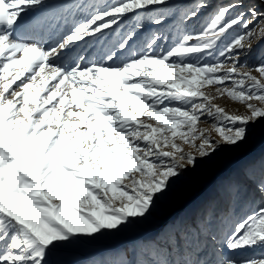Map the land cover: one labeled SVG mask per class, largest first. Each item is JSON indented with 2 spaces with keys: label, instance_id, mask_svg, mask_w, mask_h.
Wrapping results in <instances>:
<instances>
[{
  "label": "snow or ice",
  "instance_id": "6c2138e0",
  "mask_svg": "<svg viewBox=\"0 0 264 264\" xmlns=\"http://www.w3.org/2000/svg\"><path fill=\"white\" fill-rule=\"evenodd\" d=\"M208 6L0 0V264H64L77 244L143 225L218 153L264 143V59L240 61L264 40V0H230L171 44L157 32L132 47L148 25H186ZM85 38L99 58L63 63ZM95 264H264V155L205 211Z\"/></svg>",
  "mask_w": 264,
  "mask_h": 264
},
{
  "label": "rangeland",
  "instance_id": "374dc122",
  "mask_svg": "<svg viewBox=\"0 0 264 264\" xmlns=\"http://www.w3.org/2000/svg\"><path fill=\"white\" fill-rule=\"evenodd\" d=\"M72 2L73 0H48V3L56 6ZM76 2H79V0H76ZM84 2L87 3L89 0H84ZM107 2H111V0H107ZM196 2L197 0H173L177 16L180 12L194 7ZM229 2L230 0H205V3L209 6L199 14L198 18L187 22L186 25L180 24L178 18L169 20L162 28L148 25L146 30L141 32V35L136 39L132 47L140 50L149 36L157 32L166 36L167 43L171 44L179 34L178 30L182 29L188 32L199 30L219 6ZM244 2L245 7H247L250 3H259L260 0H244ZM235 14L234 12L233 15ZM69 23H71V18H69ZM133 23L132 20H129L125 25H121V29L124 31L129 30ZM66 28L67 26L63 21L58 22L57 31H64ZM238 31L240 30L237 29L230 33L229 39L231 36L236 35ZM45 38L47 39V35ZM115 38L116 34H113V39ZM85 39L87 43L78 42V46L72 50L71 55L67 59H64L63 63L67 64L72 59H77L81 55L86 58L85 63H90L99 58L102 52L100 42H93L90 38ZM111 42L110 40L109 43ZM263 47L264 40L256 44L249 57L241 56V63L246 59L250 64L254 65L258 63V52ZM208 59L211 61L212 58L208 57ZM220 101L219 99L215 102L220 104ZM220 105L225 107L223 106L224 104ZM225 108L228 109V107ZM201 126L208 127V124H202ZM261 155H264V143H261L259 140L245 146L238 153H218L215 163L211 168H199L195 172L190 173L183 181L178 182L169 193V196L158 203L157 209L153 211V215L143 225H134L122 232L107 233L98 240L77 244L64 253L62 257L64 264H95V262L114 259L118 254L122 253L125 249H130L137 242L150 239L158 228L166 225V222L170 223L177 217L192 216L205 211L213 201H218L221 187L229 177L243 170L249 163L258 162ZM261 202L259 195H257L254 200L250 201V206L256 207ZM243 210L247 211L248 205H245ZM117 243H124L125 246L115 252L108 250L106 253H100V251H103V248H112ZM257 251L260 250L257 249Z\"/></svg>",
  "mask_w": 264,
  "mask_h": 264
},
{
  "label": "bare ground",
  "instance_id": "6f19581e",
  "mask_svg": "<svg viewBox=\"0 0 264 264\" xmlns=\"http://www.w3.org/2000/svg\"><path fill=\"white\" fill-rule=\"evenodd\" d=\"M179 1V0H178ZM181 3V2H180ZM257 6H259V3H256ZM258 62L261 60V59H264V47L259 49V52H258ZM220 104H224L223 106L225 107H228L229 110H234L238 107V105H236L235 103L229 101L227 98H221L220 99ZM184 212V211H183ZM184 214V213H183ZM186 214V212H185ZM182 215V214H180ZM152 237V236H151Z\"/></svg>",
  "mask_w": 264,
  "mask_h": 264
}]
</instances>
